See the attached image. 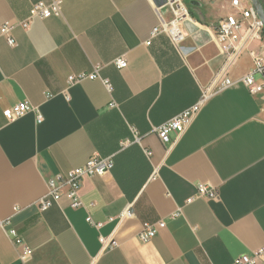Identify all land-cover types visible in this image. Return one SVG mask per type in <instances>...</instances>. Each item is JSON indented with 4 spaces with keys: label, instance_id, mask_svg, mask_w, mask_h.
<instances>
[{
    "label": "crops",
    "instance_id": "crops-1",
    "mask_svg": "<svg viewBox=\"0 0 264 264\" xmlns=\"http://www.w3.org/2000/svg\"><path fill=\"white\" fill-rule=\"evenodd\" d=\"M38 1L0 0V28L11 24L15 40L0 35V221L9 222L0 264H20L10 229L32 251L26 264H232L258 254L264 264L263 97L238 83L215 94L183 135L171 134L173 147L153 133L194 106L223 66L214 29L232 0H181L190 17L179 46L153 35L172 21L173 0H65L62 17L30 19ZM122 57L126 69L116 65ZM255 57L264 60L259 42L229 77L250 74ZM96 71L111 92L101 80L68 85ZM22 102L37 113L8 121L4 111ZM92 157L115 165L83 179L84 207L63 198L40 211L48 182ZM200 186L218 198L198 197ZM161 222L140 240L144 224Z\"/></svg>",
    "mask_w": 264,
    "mask_h": 264
},
{
    "label": "built area",
    "instance_id": "built-area-1",
    "mask_svg": "<svg viewBox=\"0 0 264 264\" xmlns=\"http://www.w3.org/2000/svg\"><path fill=\"white\" fill-rule=\"evenodd\" d=\"M65 0H40L32 5L30 10V19H49L52 17H62L63 4ZM250 4L245 7L241 0H232L231 7L233 12L227 17L222 18L214 29V39L222 45L224 49L225 60L221 69L214 75L212 83L205 89L200 100L192 107L186 109L179 115L175 116L166 123L155 127V133L164 145L173 147L175 142H171V134L176 133L178 137L183 135L197 115L200 113L204 105L217 93H220L238 83H243L250 94L253 96L261 95L264 100V60L255 57L254 70L239 80H233L229 77L230 69L234 63L248 50L249 46L254 42L261 43V49L264 50V25L257 13ZM173 19L170 23H164L160 27L153 30V35L166 33L172 42L179 46L184 40L185 35L182 31L183 23L190 17L189 10L181 3V0H173L169 3ZM22 27L27 29L29 22L22 24ZM14 27L5 23L0 28V35L5 37L9 45L14 46L15 40L12 32ZM119 69H126L128 66L127 60L122 57L116 61ZM84 80H101L106 89L111 92V83L107 80H102L96 71L95 73L86 75H72L68 78V85L72 86L79 84ZM30 112L37 110L29 105L28 102H22L4 111V117L8 121H16ZM38 123H41V117H38ZM135 134V140L138 137ZM150 156V153H147ZM115 162L113 157L98 158L92 157L86 164L75 168L66 175L56 177L48 182V192L41 198L37 206L40 211H46L53 205L59 204L63 198L70 202L72 209H81L84 203L81 199L80 192L83 179L87 177H102L110 173L114 168ZM198 197L207 201L216 200L218 194L213 189L206 186H200L198 189ZM90 224H93L91 219H88ZM9 222H1L0 227L5 228ZM99 227V225H98ZM165 228V223L161 222L157 225L144 224L142 231L139 234L141 241L146 242L155 237L160 229ZM8 234L13 238L15 246L20 249L18 259L20 264H26L32 255V251L24 243L15 229L8 230ZM104 243V239H101ZM261 254L255 255L250 259L238 258L232 264H258V259Z\"/></svg>",
    "mask_w": 264,
    "mask_h": 264
},
{
    "label": "water",
    "instance_id": "water-1",
    "mask_svg": "<svg viewBox=\"0 0 264 264\" xmlns=\"http://www.w3.org/2000/svg\"><path fill=\"white\" fill-rule=\"evenodd\" d=\"M253 9L257 13L258 17L261 19L264 25V7L260 0H250Z\"/></svg>",
    "mask_w": 264,
    "mask_h": 264
},
{
    "label": "trees",
    "instance_id": "trees-1",
    "mask_svg": "<svg viewBox=\"0 0 264 264\" xmlns=\"http://www.w3.org/2000/svg\"><path fill=\"white\" fill-rule=\"evenodd\" d=\"M260 1H261L262 5H263V7H264V1H263V0H260Z\"/></svg>",
    "mask_w": 264,
    "mask_h": 264
}]
</instances>
